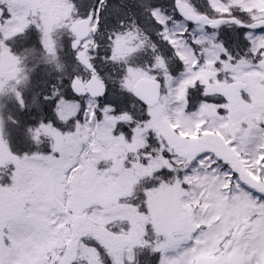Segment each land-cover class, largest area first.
<instances>
[{"label": "snow or ice", "instance_id": "obj_1", "mask_svg": "<svg viewBox=\"0 0 264 264\" xmlns=\"http://www.w3.org/2000/svg\"><path fill=\"white\" fill-rule=\"evenodd\" d=\"M186 2L194 16L150 5L173 58L147 66L155 103L123 89L134 64L111 76L110 32L104 54L73 40L79 73L14 101L32 119L0 118V264H264V0Z\"/></svg>", "mask_w": 264, "mask_h": 264}, {"label": "rangeland", "instance_id": "obj_2", "mask_svg": "<svg viewBox=\"0 0 264 264\" xmlns=\"http://www.w3.org/2000/svg\"><path fill=\"white\" fill-rule=\"evenodd\" d=\"M105 1L100 5V12L102 7L106 8ZM84 2L85 0H0V7H6L12 13L10 26L0 29L5 32L6 36H15L17 33L23 32L30 23L37 26L34 32L38 35L34 39L29 38L25 44L22 43V40L12 41V45L17 43V46L16 48L12 47L11 52L6 46L0 45V118L7 120L11 116L15 119L20 115V110L14 101L19 99L21 95L26 101L27 98L23 92L27 90L30 96L33 90L32 87L29 88L32 76L41 64L47 68V60L49 64H53L49 67V72L63 74L64 79H68L72 74L81 71L80 66L75 63L76 56L73 50L70 53L66 47L70 43L72 48L74 38L71 28L83 16L85 17V11L81 7ZM88 3L93 6L88 9L89 15L97 14L94 11L96 0H88ZM156 16L161 21L166 19L163 12H156ZM92 28H96V22ZM99 34V39L102 41L100 53L104 54L108 51L109 45L106 33L100 30ZM165 34L167 35V33ZM114 35L115 40L111 47L116 63H109L107 67L122 68L126 63L134 64L125 79L120 81L123 89L125 91L130 90L132 93L133 86L138 80L152 79L147 69L140 68L134 63V57L139 56L138 54L145 48L146 43L144 42L146 40L139 37L136 32ZM93 39L96 40L95 36H91L84 47L91 49L93 45L95 46ZM164 63L165 61L158 56L155 66L163 67ZM120 73L122 71L116 69L114 74L117 75L116 78L119 77L118 74ZM248 84L250 87H255L252 81H248ZM21 116V120H26L22 119ZM141 142L138 138L136 144L139 145ZM104 196L108 198L109 194L104 193Z\"/></svg>", "mask_w": 264, "mask_h": 264}, {"label": "trees", "instance_id": "obj_3", "mask_svg": "<svg viewBox=\"0 0 264 264\" xmlns=\"http://www.w3.org/2000/svg\"><path fill=\"white\" fill-rule=\"evenodd\" d=\"M186 1V0H185ZM152 3L158 4L161 8H170V0H106L105 6L106 8L101 9V12L99 15L101 16V23L103 25V28L101 29L103 33H114V34H124L127 32H136L139 37H141L143 40H146L144 43H146L145 48L139 53V61L135 59L134 63L140 68L147 69V66L150 62L153 60L156 61L157 57L159 56L162 60L165 61L167 59L168 63L173 62V58L171 57V54L168 53L167 48L160 44L159 37L155 35V29L154 26L151 24L149 17V12L152 11L150 8V5ZM123 25L121 27L120 25ZM99 31L96 30L95 38L97 41H100L99 39ZM37 34H35L36 37ZM38 36V35H37ZM31 38V36H27L22 39V43H26V41ZM17 43L12 45V47L16 48ZM67 50L72 51L71 45L66 47ZM155 49V54L154 50ZM71 53V52H70ZM25 60V59H24ZM47 68L43 67L44 64H41L39 66V69L36 71V73L32 76L30 87H32L31 94L27 93V90L24 91V96H26V102L31 103L33 94L40 90L37 86L40 85L43 81H46L48 79H64L63 74H56L55 72H49V67L53 65L52 63L49 64V61L47 60ZM110 68V67H108ZM111 69V76L116 78L117 75H114L116 73V69L121 70V67H114ZM123 73L118 74L121 76ZM62 75V76H60ZM106 73V78H107ZM28 116V117H27ZM22 119H32L31 116L28 114L22 115Z\"/></svg>", "mask_w": 264, "mask_h": 264}, {"label": "water", "instance_id": "obj_4", "mask_svg": "<svg viewBox=\"0 0 264 264\" xmlns=\"http://www.w3.org/2000/svg\"><path fill=\"white\" fill-rule=\"evenodd\" d=\"M181 6L187 15H192V16L195 15L192 8L188 4H185L182 0H181ZM93 22H94V19H93V17H91L87 20H82V21L76 23L72 27V32L74 33V35L77 38V41H76L77 44H79L82 40H85L90 36V34H91V28L90 27H91ZM85 59H86V52H82L80 54V60L84 61ZM92 87L99 90L100 81L98 78H96L92 82ZM133 93L139 94L144 99L149 100L152 103H155V101H156V85H155V82L153 80L141 79L134 85Z\"/></svg>", "mask_w": 264, "mask_h": 264}]
</instances>
